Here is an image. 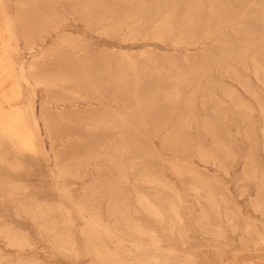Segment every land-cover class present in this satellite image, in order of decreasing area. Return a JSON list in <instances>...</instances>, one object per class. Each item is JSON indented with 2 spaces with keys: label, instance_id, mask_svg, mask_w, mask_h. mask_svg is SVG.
Wrapping results in <instances>:
<instances>
[{
  "label": "rangeland",
  "instance_id": "1",
  "mask_svg": "<svg viewBox=\"0 0 264 264\" xmlns=\"http://www.w3.org/2000/svg\"><path fill=\"white\" fill-rule=\"evenodd\" d=\"M0 119V264H264V0H0Z\"/></svg>",
  "mask_w": 264,
  "mask_h": 264
},
{
  "label": "bare ground",
  "instance_id": "2",
  "mask_svg": "<svg viewBox=\"0 0 264 264\" xmlns=\"http://www.w3.org/2000/svg\"><path fill=\"white\" fill-rule=\"evenodd\" d=\"M242 1V0H241ZM178 6V5H177ZM250 9V8H249ZM248 9V10H249ZM244 10V9H243ZM212 12V11H211ZM107 29V28H106ZM209 29V28H208ZM111 30V29H110ZM239 31H237V33H238ZM236 33V34H237ZM108 35V34H107ZM247 35V34H246ZM242 36V35H241ZM244 43V42H243ZM228 44V43H227ZM35 98V97H34ZM245 109V108H244ZM31 111V110H30ZM30 115H31V112H30ZM32 116V115H31ZM1 120V119H0ZM2 120H4V119H2ZM33 123V122H32ZM34 125V124H33ZM33 128V127H32ZM33 131H34V129H33ZM28 136V135H27ZM38 137V136H37ZM49 163V162H48ZM62 190V189H61ZM83 201V200H82ZM81 209V208H80ZM96 211V210H95ZM128 213V212H127ZM134 213V212H133ZM148 214V213H147ZM118 215V214H117ZM91 216H95V215H91ZM100 216V215H99ZM122 217V216H121ZM91 218V217H90ZM225 218V217H224ZM94 219V218H93ZM123 219V218H122ZM206 219H208L207 217H206ZM88 220V219H87ZM205 220V219H204ZM207 221V220H206ZM94 222V221H93ZM138 222V221H137ZM97 223V222H96ZM122 223V222H121ZM117 224V223H116ZM160 224V223H159ZM95 225H97V224H95ZM99 225V224H98ZM114 226V225H113ZM135 226V225H134ZM132 228H133V226H132ZM133 230V229H132ZM131 230V231H132ZM130 231V232H131ZM169 231V230H168ZM135 232H136V230H135ZM143 232V231H142ZM132 233V232H131ZM138 233V232H137ZM72 234V233H71ZM142 234H144V233H142ZM115 235V234H114ZM156 238V237H155ZM149 239H151V238H149ZM137 242V241H136ZM136 249V248H135ZM130 252V251H129ZM180 253V252H179ZM182 254V253H181ZM151 260V259H150Z\"/></svg>",
  "mask_w": 264,
  "mask_h": 264
}]
</instances>
